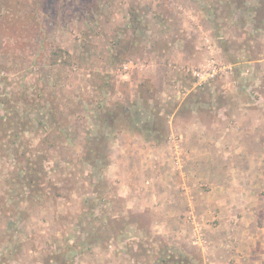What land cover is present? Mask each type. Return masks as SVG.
<instances>
[{"label": "rangeland", "instance_id": "rangeland-1", "mask_svg": "<svg viewBox=\"0 0 264 264\" xmlns=\"http://www.w3.org/2000/svg\"><path fill=\"white\" fill-rule=\"evenodd\" d=\"M259 1L46 0L43 35H24V48L0 37V115L13 103L41 117L54 113L49 124L18 135L0 122V264H208L210 220L196 214L194 194L184 237L169 232V220L162 232L153 227L154 207L133 201L166 183L167 165L183 175L198 128L218 130L213 157L227 168L220 177L246 181L232 192L246 196L235 205L246 208V264H264ZM34 2L23 0L22 15ZM211 59L222 72L198 85L193 72ZM127 61L132 67L123 69ZM116 104L133 120L117 118L105 149L98 156L92 147L89 159L84 142L97 129V110ZM232 130L256 135L230 140ZM233 146L246 149L227 150Z\"/></svg>", "mask_w": 264, "mask_h": 264}, {"label": "crops", "instance_id": "crops-1", "mask_svg": "<svg viewBox=\"0 0 264 264\" xmlns=\"http://www.w3.org/2000/svg\"><path fill=\"white\" fill-rule=\"evenodd\" d=\"M242 117H244L242 118L243 121L246 122V116L243 115ZM232 131L234 134L231 132L228 137L230 140H245L246 135H256L252 131L248 133L245 131ZM199 135H208L210 138L208 137L209 139H207L206 136L205 138L208 141H203L199 139ZM222 137H225V134ZM192 138L193 141H191ZM218 138V130L214 134L213 131L204 133L198 128L196 136H190L189 139L187 147L188 163L185 165L186 168L183 175L171 174L172 172L169 171L167 165L165 169L168 171L163 174L166 183L162 184L161 187L159 186V188H150L144 197L140 195L141 197L138 198L137 195H133V201L135 202L136 200L135 206H144L143 203L146 201L145 205L155 208L152 209L154 210L153 213L150 210L154 219L153 227L154 224L158 223V229L162 232L164 227L162 219L169 220L171 222L169 228L167 227L169 232L173 233V230L177 229L180 230V236L184 237L188 228V223L185 221H187L188 215L192 213L185 207V203L189 200L187 195L194 194L193 202L196 214L205 220H210L205 229L207 236L213 241L210 247V262L208 264H246V208L235 206L238 203L246 204V196L238 195V193H233L232 195L234 187H238L240 191L241 188L246 187V181H241L239 183H245L238 185L239 183L228 177V174H226L227 177H220L219 171L223 172L227 168L223 164L220 166L218 158L213 157L214 153L219 151ZM243 144L245 143L243 142ZM244 149L246 147L238 148L233 146L227 148L230 152L237 153ZM173 177L176 178V183H174L175 181L173 182ZM200 179L206 181L209 187L208 191L205 192L204 187H202L203 182ZM160 192H163V199L160 198ZM238 218V224L232 225V220L234 221L235 219L236 222ZM169 232L165 233L164 231V234ZM225 234L229 238L227 242L224 240L226 237L223 238ZM232 238L233 240L231 241ZM201 262L204 264V261Z\"/></svg>", "mask_w": 264, "mask_h": 264}, {"label": "trees", "instance_id": "trees-1", "mask_svg": "<svg viewBox=\"0 0 264 264\" xmlns=\"http://www.w3.org/2000/svg\"><path fill=\"white\" fill-rule=\"evenodd\" d=\"M43 1L46 0H35L33 4L35 10L32 9L31 14L22 15V13L24 12L20 11L23 7L21 6L23 4V0H0V37L2 35H5L4 38L8 40L11 38H15V41L17 42V44H19L17 47L24 48L26 45H28V42H20L22 41L24 35H28L31 38H35L40 33L41 35H43V29L41 28V19L39 14L42 9L41 5H43ZM245 2H247V0H239V4L241 3V5H243ZM261 4L263 5L264 1H259L258 5L261 6ZM257 12L259 14V11ZM259 15L264 18V7H262V9L260 10ZM130 25H132L133 29H135L136 21L134 20V22L130 23ZM41 42H43V38ZM41 45L42 46L40 47L42 49H45L44 46H47L44 43H42ZM52 53H56V51L54 50ZM107 80L108 79H106V81ZM144 101L146 104L148 103L147 100L144 99ZM129 111V109L120 104H116L113 107L104 110H97V129L95 130L94 134H90V136H87V140L84 142V146H86L84 153L89 155V159L92 158V147L97 152V155L101 154L105 149L107 131L115 128V126L117 125V118L124 117L129 121L133 120ZM30 113L31 112L29 108H27V106H25L24 108H20L13 103L10 104L8 108H4V112L0 115V122L2 121L3 124L7 125V127H10L12 133L18 135L21 132L28 130L33 123H37L38 125L43 126L49 124L54 119V113L52 109L48 111L46 117H41L39 115H33ZM155 130L156 126L147 128L149 134L152 135L154 134ZM99 159H103V156H101ZM93 167L98 171L101 170L97 168L98 165H94ZM67 263L68 261L65 259L60 261L59 264ZM178 263L181 264V259L180 261H178Z\"/></svg>", "mask_w": 264, "mask_h": 264}, {"label": "built area", "instance_id": "built-area-1", "mask_svg": "<svg viewBox=\"0 0 264 264\" xmlns=\"http://www.w3.org/2000/svg\"><path fill=\"white\" fill-rule=\"evenodd\" d=\"M131 61L124 62L122 64L123 69H128L131 66ZM221 68L216 59H211L199 67L193 72V77L195 78L197 84H202L213 80L219 73H221ZM199 240V237L198 239Z\"/></svg>", "mask_w": 264, "mask_h": 264}]
</instances>
